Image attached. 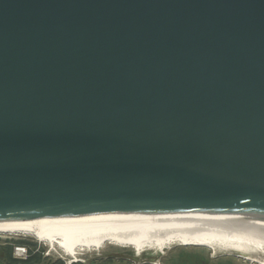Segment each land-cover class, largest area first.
<instances>
[{
  "label": "water",
  "instance_id": "water-1",
  "mask_svg": "<svg viewBox=\"0 0 264 264\" xmlns=\"http://www.w3.org/2000/svg\"><path fill=\"white\" fill-rule=\"evenodd\" d=\"M144 210L264 223V0H0V220Z\"/></svg>",
  "mask_w": 264,
  "mask_h": 264
},
{
  "label": "bare ground",
  "instance_id": "bare-ground-1",
  "mask_svg": "<svg viewBox=\"0 0 264 264\" xmlns=\"http://www.w3.org/2000/svg\"><path fill=\"white\" fill-rule=\"evenodd\" d=\"M0 234L33 237L66 258L101 251L105 244L137 252L181 245L264 264V223L213 214L144 210L25 217L0 220Z\"/></svg>",
  "mask_w": 264,
  "mask_h": 264
},
{
  "label": "rangeland",
  "instance_id": "rangeland-1",
  "mask_svg": "<svg viewBox=\"0 0 264 264\" xmlns=\"http://www.w3.org/2000/svg\"><path fill=\"white\" fill-rule=\"evenodd\" d=\"M66 258L33 237L0 234V264H252L225 252L216 255L206 247L177 245L163 252L139 251L105 244L101 251ZM66 258L65 260L62 259Z\"/></svg>",
  "mask_w": 264,
  "mask_h": 264
}]
</instances>
